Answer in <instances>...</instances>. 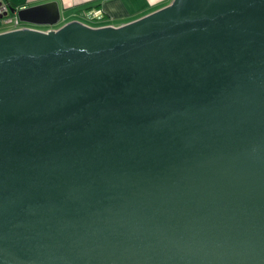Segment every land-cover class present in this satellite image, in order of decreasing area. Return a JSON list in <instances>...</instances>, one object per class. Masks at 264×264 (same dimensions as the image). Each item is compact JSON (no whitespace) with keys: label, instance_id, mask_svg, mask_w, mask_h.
Masks as SVG:
<instances>
[{"label":"water","instance_id":"95a60500","mask_svg":"<svg viewBox=\"0 0 264 264\" xmlns=\"http://www.w3.org/2000/svg\"><path fill=\"white\" fill-rule=\"evenodd\" d=\"M0 264H264V0L0 32Z\"/></svg>","mask_w":264,"mask_h":264},{"label":"crops","instance_id":"0c3cea01","mask_svg":"<svg viewBox=\"0 0 264 264\" xmlns=\"http://www.w3.org/2000/svg\"><path fill=\"white\" fill-rule=\"evenodd\" d=\"M12 8L56 1L60 21L56 26L78 20L91 26L107 23L121 25L168 5L171 0H8ZM96 13L100 17H92ZM46 27L48 25H39Z\"/></svg>","mask_w":264,"mask_h":264},{"label":"built area","instance_id":"2783aa9c","mask_svg":"<svg viewBox=\"0 0 264 264\" xmlns=\"http://www.w3.org/2000/svg\"><path fill=\"white\" fill-rule=\"evenodd\" d=\"M11 5L8 0H0V32L8 31V30H14V29H36L40 31L47 32L52 29H57L59 26H46V27H40L39 25L31 24L23 22L19 19L17 14V8H15L13 11H11ZM92 17L99 18L100 16L96 13L91 14ZM84 23V22H82ZM86 25H89L87 23H84ZM104 25H113L110 23L104 24ZM91 26V25H89ZM103 26V25H98ZM116 26V25H113ZM97 27V26H93Z\"/></svg>","mask_w":264,"mask_h":264},{"label":"rangeland","instance_id":"374dc122","mask_svg":"<svg viewBox=\"0 0 264 264\" xmlns=\"http://www.w3.org/2000/svg\"><path fill=\"white\" fill-rule=\"evenodd\" d=\"M40 27H42V26H40Z\"/></svg>","mask_w":264,"mask_h":264}]
</instances>
